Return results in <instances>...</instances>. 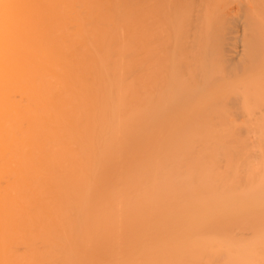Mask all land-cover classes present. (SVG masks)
I'll list each match as a JSON object with an SVG mask.
<instances>
[{
  "label": "bare ground",
  "instance_id": "6f19581e",
  "mask_svg": "<svg viewBox=\"0 0 264 264\" xmlns=\"http://www.w3.org/2000/svg\"><path fill=\"white\" fill-rule=\"evenodd\" d=\"M0 264H264V0H0Z\"/></svg>",
  "mask_w": 264,
  "mask_h": 264
}]
</instances>
